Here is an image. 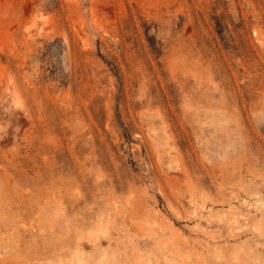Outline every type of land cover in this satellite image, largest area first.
<instances>
[{
	"label": "rangeland",
	"instance_id": "374dc122",
	"mask_svg": "<svg viewBox=\"0 0 264 264\" xmlns=\"http://www.w3.org/2000/svg\"><path fill=\"white\" fill-rule=\"evenodd\" d=\"M0 264H264V0H0Z\"/></svg>",
	"mask_w": 264,
	"mask_h": 264
}]
</instances>
